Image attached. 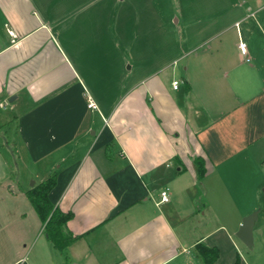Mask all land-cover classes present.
<instances>
[{"label": "crops", "instance_id": "crops-1", "mask_svg": "<svg viewBox=\"0 0 264 264\" xmlns=\"http://www.w3.org/2000/svg\"><path fill=\"white\" fill-rule=\"evenodd\" d=\"M52 172L68 264H264V0H0V264L66 263Z\"/></svg>", "mask_w": 264, "mask_h": 264}, {"label": "trees", "instance_id": "trees-1", "mask_svg": "<svg viewBox=\"0 0 264 264\" xmlns=\"http://www.w3.org/2000/svg\"><path fill=\"white\" fill-rule=\"evenodd\" d=\"M194 161L198 170V179L201 180L206 174L205 161L200 157ZM57 180V172H52L46 181L27 191L26 196L42 222L45 223V233L49 241L65 257L64 264H68V248L80 237L75 236L68 228V222L73 218V214L56 208L49 198L51 191L56 187ZM196 251L204 264H216L220 258V251L216 247H208L201 243L196 246ZM234 264H242L240 256Z\"/></svg>", "mask_w": 264, "mask_h": 264}, {"label": "water", "instance_id": "water-1", "mask_svg": "<svg viewBox=\"0 0 264 264\" xmlns=\"http://www.w3.org/2000/svg\"><path fill=\"white\" fill-rule=\"evenodd\" d=\"M255 215L246 217L240 227L237 237L248 247H253V223Z\"/></svg>", "mask_w": 264, "mask_h": 264}, {"label": "built area", "instance_id": "built-area-1", "mask_svg": "<svg viewBox=\"0 0 264 264\" xmlns=\"http://www.w3.org/2000/svg\"><path fill=\"white\" fill-rule=\"evenodd\" d=\"M239 47H240L242 54H246V44L240 43ZM180 84H181L180 80H174L173 88L175 90H177L179 88ZM87 99H88V108H90V109H97L98 108V106L95 104V102L93 101V99L90 96H88ZM160 198H161V200L158 203V205H161V204L168 202L170 200L168 191L167 190L162 191L160 194Z\"/></svg>", "mask_w": 264, "mask_h": 264}, {"label": "rangeland", "instance_id": "rangeland-1", "mask_svg": "<svg viewBox=\"0 0 264 264\" xmlns=\"http://www.w3.org/2000/svg\"><path fill=\"white\" fill-rule=\"evenodd\" d=\"M233 241L235 242V244L237 245V247H239L238 249H239V251L237 250V252H236V250L234 249V247H232L231 245H230V249L232 248L233 249V251H234V253L238 256V254L241 256V258L243 259V260H247V258H248V255L249 254H251L252 253V251L249 249V248H247V247H244V245L236 238V236L234 235L233 237ZM256 243H255V250H257L258 248V235L256 234Z\"/></svg>", "mask_w": 264, "mask_h": 264}]
</instances>
